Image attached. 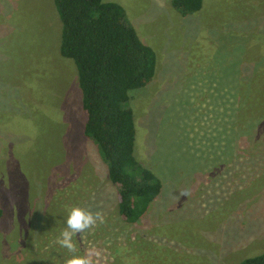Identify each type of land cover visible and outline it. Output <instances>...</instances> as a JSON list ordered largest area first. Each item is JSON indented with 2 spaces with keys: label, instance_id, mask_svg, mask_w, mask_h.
Listing matches in <instances>:
<instances>
[{
  "label": "rangeland",
  "instance_id": "1",
  "mask_svg": "<svg viewBox=\"0 0 264 264\" xmlns=\"http://www.w3.org/2000/svg\"><path fill=\"white\" fill-rule=\"evenodd\" d=\"M102 3L119 5L154 54L129 106L133 155L161 189L137 223L123 222L82 133L53 1L0 0V264H240L263 253L264 0H203L187 16L170 0ZM73 207L95 222L69 252L57 240Z\"/></svg>",
  "mask_w": 264,
  "mask_h": 264
},
{
  "label": "trees",
  "instance_id": "2",
  "mask_svg": "<svg viewBox=\"0 0 264 264\" xmlns=\"http://www.w3.org/2000/svg\"><path fill=\"white\" fill-rule=\"evenodd\" d=\"M52 1L60 21L59 53L73 61L77 73L83 136L93 143L116 188L119 217L125 224H135L161 189L155 173L133 155L135 130L129 106V93L154 75V54L126 23L119 5L102 0ZM170 4L187 16L201 10L203 0H170ZM149 248L141 249L143 257ZM148 259L140 262L152 264ZM240 264H264V252Z\"/></svg>",
  "mask_w": 264,
  "mask_h": 264
},
{
  "label": "clouds",
  "instance_id": "3",
  "mask_svg": "<svg viewBox=\"0 0 264 264\" xmlns=\"http://www.w3.org/2000/svg\"><path fill=\"white\" fill-rule=\"evenodd\" d=\"M96 219H99L98 214ZM94 222L92 213L85 212L77 207L71 208L64 219L66 230L60 232L61 238L57 240V243L69 252H73L75 250L72 242L73 235L87 229ZM64 264H90V260L86 256H73L66 259Z\"/></svg>",
  "mask_w": 264,
  "mask_h": 264
}]
</instances>
